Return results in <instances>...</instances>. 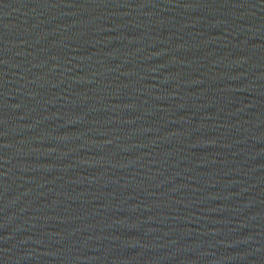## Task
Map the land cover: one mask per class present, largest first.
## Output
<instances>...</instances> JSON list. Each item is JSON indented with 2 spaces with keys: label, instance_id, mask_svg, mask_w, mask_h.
Wrapping results in <instances>:
<instances>
[{
  "label": "water",
  "instance_id": "obj_1",
  "mask_svg": "<svg viewBox=\"0 0 264 264\" xmlns=\"http://www.w3.org/2000/svg\"><path fill=\"white\" fill-rule=\"evenodd\" d=\"M0 264H264V0H0Z\"/></svg>",
  "mask_w": 264,
  "mask_h": 264
}]
</instances>
